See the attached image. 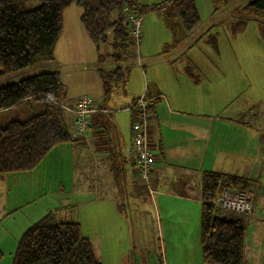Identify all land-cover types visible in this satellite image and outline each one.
I'll list each match as a JSON object with an SVG mask.
<instances>
[{
  "label": "rangeland",
  "instance_id": "374dc122",
  "mask_svg": "<svg viewBox=\"0 0 264 264\" xmlns=\"http://www.w3.org/2000/svg\"><path fill=\"white\" fill-rule=\"evenodd\" d=\"M166 1L133 0L134 8L139 12L141 8H149ZM244 1L247 0H224L221 10L215 11L213 0H196L200 26L195 34L187 37L188 39L185 38L187 40L184 39L185 41L180 44L175 42L181 35L180 28L174 24L177 19L172 15V6L160 10L142 11L138 53L126 58L123 63L126 67L125 73H132L133 76L141 73L143 79L150 83V86H154L155 79L167 81L169 77L179 75L180 70L194 75L195 72H199L201 76L212 75V72H215L217 85H213L211 91L214 93V99L217 96L216 102L221 103L224 87L228 85L229 90L234 92V96L223 101L225 103L232 99L227 108L228 110L233 108L234 119L249 126L262 127L264 125V37L261 25L254 20H245L240 28L236 30L232 28L235 18L232 12ZM40 3L41 0H25L20 8L32 9ZM79 12L81 13V9L75 2L63 12V33L54 51V57L59 60L58 65L39 67L34 73L59 72L65 86L68 104H72L79 98L72 102L76 95L80 93L91 95L94 91L98 92L104 101L114 99L115 96L118 102L129 101L132 94L128 89L125 90L120 82L112 87L108 95L104 93L100 71H108L109 60L106 55L111 51V46L107 43L95 46L77 20L75 13ZM165 19H168L169 23ZM207 30L209 32H206ZM193 41L195 43H192ZM173 43L175 45L171 46ZM154 76L155 79H153ZM119 106L120 108L114 112L115 115L122 124L126 126L131 124L130 112L122 108L123 104ZM156 106L159 117V112L165 109L162 101ZM227 108L222 116L227 115L225 113ZM41 110L40 102L22 103L0 113V125L5 126L13 119H25ZM195 116L187 111H181L176 118L184 121L183 127L188 129L185 121H190ZM120 121H118L120 127H124ZM246 136L248 135H244V139ZM261 145H264V142L261 141ZM261 145L259 144V155L262 157L264 151ZM235 148H240V144L235 143ZM80 157L78 154V159L74 161L73 172V178L79 182L83 178ZM42 163L39 164L40 167ZM66 166V160H63L61 155L58 162L52 160L46 169H40L42 173H39L40 180H47L52 187L55 186L56 176L58 179L63 177L66 181V175H68ZM127 175L131 176L130 172H127ZM1 178L0 186L4 182ZM116 186L118 190L106 189V196L100 190L99 193L102 194L100 196L104 199L97 201L94 205H81L72 209H63L60 212L61 217L72 214L68 220L77 221L80 224L82 234L90 240L96 257L103 264H199L201 254L198 246V232H194L192 212L184 215V212L174 210L178 208L174 205L171 206L170 211L167 208L163 210L147 197L148 187L144 184L139 186L135 180L134 191L128 195H124L125 185L122 184V179L116 181ZM24 190H27L26 195L23 194ZM28 190L23 188L21 197L23 199L26 196V200L30 201ZM4 192L0 187V219L6 213L2 208ZM8 195L13 201V196L16 195L15 189L12 188ZM19 213L25 218L21 211ZM14 216L9 214L0 220V245L2 246L0 248L3 254L0 264L11 263L16 247L15 245L12 250L16 240L12 239L6 243L1 239V236L6 234L4 229L6 224L15 223ZM26 227L27 225H20L18 232H23ZM18 235L14 233L11 236Z\"/></svg>",
  "mask_w": 264,
  "mask_h": 264
},
{
  "label": "trees",
  "instance_id": "16d2710c",
  "mask_svg": "<svg viewBox=\"0 0 264 264\" xmlns=\"http://www.w3.org/2000/svg\"><path fill=\"white\" fill-rule=\"evenodd\" d=\"M24 1L0 0V113L29 102H40L42 110L25 119H13L5 126L0 125V177L31 172L54 148L79 140L70 137L71 113L66 109L67 94L59 72L34 73L39 67L58 65L54 50L63 31V12L71 4L75 2L80 7L79 22L95 46L102 43L111 46L106 58L112 68L100 71L106 95L117 82L126 79L128 74L123 64L126 58L138 53L140 36L134 40L130 34L131 16L140 19L141 35L142 11L172 6V15L177 19L174 24L180 28L181 35L175 40L176 44L187 40L200 26L196 0H167L141 8V12L134 8L133 0H41L35 8L21 9ZM213 3L215 11L224 6V0H213ZM232 14L234 30L244 25L245 20H254L260 23L264 37V0L244 1ZM136 98L129 108L133 120L141 115ZM145 98L149 99L146 95ZM98 99L99 110L91 114L88 131L93 125L104 127V120L111 113L104 104L106 101ZM150 106L148 104L147 110ZM120 168L113 167L116 181L121 178ZM253 185V180L247 177L203 171L199 217L203 264H245L246 216L223 212L214 201L223 188L253 192ZM2 255L0 248V260ZM10 264L103 263L96 257L77 221L57 220L49 212L22 232Z\"/></svg>",
  "mask_w": 264,
  "mask_h": 264
},
{
  "label": "crops",
  "instance_id": "0c3cea01",
  "mask_svg": "<svg viewBox=\"0 0 264 264\" xmlns=\"http://www.w3.org/2000/svg\"><path fill=\"white\" fill-rule=\"evenodd\" d=\"M75 15L79 21L80 12ZM189 61L192 63L191 60ZM111 68L112 64L109 62L107 69ZM178 73L179 75L169 77L167 81H156L154 76V86H150L141 73L134 76L128 73L121 85L125 90L128 89L132 96L129 101L118 102L115 96L114 99L110 98L104 103L111 109L109 117L104 120V127L93 125L87 135L76 142L54 148L43 161L42 168L39 166L31 172L2 177L4 182L0 187L1 191H5L2 208L6 212L2 218L9 214L16 217L15 223L6 224L4 228L6 234L1 236L2 242L16 240L12 245L13 250L20 235L18 233L22 232H18L20 225L28 227L49 212L57 220H68L72 214L61 217L60 212L63 209H72L81 205L91 206L97 201H102L104 198L100 195L106 196V189L118 190L112 173L113 167H121L120 179L125 185L124 195L134 191V180L139 186H143L135 173L132 123L127 126L122 124L114 112L120 108V104H123L122 108L130 112L133 121L129 108L136 97L145 94L150 99L149 105H151L149 122L147 120L148 143L154 154L151 172V186L154 193H147V197L163 210L167 208L170 211L171 206L174 205L178 206L174 210L184 212V215L192 212L194 232H198L199 246L200 187L203 171H216L252 179L254 198L252 211L245 219L243 257L245 264H264V153L262 157L259 155V144L261 145V141L264 142V125L249 126L234 119L233 108L229 110L227 108L232 99L225 103L223 101L234 96L228 85L224 87L221 103L216 102L217 96L214 99V93L211 91V87L217 85L215 72L208 76L206 74L201 76L199 72H195L194 75L182 70ZM150 93L155 95H149ZM82 94L85 93L76 95L71 101ZM88 96L100 98L96 91ZM160 101L165 110L160 111L158 117L156 104ZM225 108L227 115L222 116ZM181 111L196 115L195 118H191L192 120L185 121L188 129L183 127L184 121L176 118ZM118 121L125 128L120 127ZM69 126H72V116L69 117ZM244 135L248 136L244 139ZM235 143H239L240 148L236 149ZM261 147L264 151V145ZM78 154L81 156L80 165L83 175L80 182L73 178L74 161L78 159ZM61 155L67 163V179L64 181L63 177L58 179L56 176L55 186L52 187L47 180H40V169H46L52 160L58 162ZM127 172H130L131 176H128ZM12 188L16 192L13 201L8 195ZM23 188L29 189L30 201L26 200V196L22 199ZM100 190L102 194L99 193ZM26 193L27 190H24L23 194ZM20 211L25 218L21 216ZM14 233L18 236H11ZM198 262L203 264L201 256Z\"/></svg>",
  "mask_w": 264,
  "mask_h": 264
},
{
  "label": "built area",
  "instance_id": "2783aa9c",
  "mask_svg": "<svg viewBox=\"0 0 264 264\" xmlns=\"http://www.w3.org/2000/svg\"><path fill=\"white\" fill-rule=\"evenodd\" d=\"M130 34L137 40L140 36V19L133 15L130 17ZM98 98L88 95H81L72 104H68L66 109L72 116V127L70 137L80 139L87 135L91 114L97 110ZM150 99L145 98V94L136 98V106L140 108V117L132 122V151L135 156L136 176L141 184L148 187V193L153 194L151 187V172L154 164V154L149 147V137L147 133V120L150 110L147 106ZM106 111V110H104ZM253 192L244 190H232L230 188L221 189L217 195L214 205L223 212H230L237 215L248 216L252 210Z\"/></svg>",
  "mask_w": 264,
  "mask_h": 264
}]
</instances>
